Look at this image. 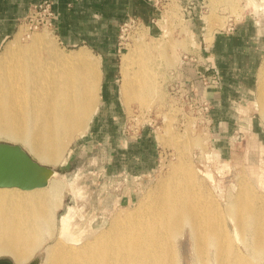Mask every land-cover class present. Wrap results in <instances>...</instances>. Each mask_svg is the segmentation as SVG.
<instances>
[{
    "label": "bare ground",
    "instance_id": "6f19581e",
    "mask_svg": "<svg viewBox=\"0 0 264 264\" xmlns=\"http://www.w3.org/2000/svg\"><path fill=\"white\" fill-rule=\"evenodd\" d=\"M213 26L207 32L208 41ZM21 29L0 52V135L23 141L40 161L57 163L68 144L86 133L97 111L100 71L84 51L64 53L44 32L33 36L30 48L24 47ZM139 33L132 50L121 56L124 102L143 100L159 91L148 66L155 58L153 51L165 62L175 59L168 46L154 50L156 46L148 45L144 33ZM178 33L181 40L175 45L183 46L191 32L182 25ZM134 60L138 69L129 74L127 68ZM257 104L264 116V84ZM190 139L199 143L197 138ZM209 171H203L207 178L212 175ZM62 180L57 172L44 187H0V255L8 254L15 264H22L54 236L56 212L66 185ZM195 186L197 177L191 169L179 165L133 209L116 210L108 226L90 238L67 230L56 236L54 244L44 247L45 258L39 264H183L180 240L185 235L195 255L189 264H264V174L261 192L253 184H243L238 194L225 195V209L217 198L203 190L197 192Z\"/></svg>",
    "mask_w": 264,
    "mask_h": 264
},
{
    "label": "rangeland",
    "instance_id": "374dc122",
    "mask_svg": "<svg viewBox=\"0 0 264 264\" xmlns=\"http://www.w3.org/2000/svg\"><path fill=\"white\" fill-rule=\"evenodd\" d=\"M152 2L155 12L150 20L137 19L138 21L127 22L124 35L126 48L116 55L120 90L123 77L121 56L124 52L129 53L132 50L139 32L144 33L142 38H145L144 41L148 45L156 46L153 47L154 50L168 46V51L175 57L172 63L165 62L160 53L153 51L155 58L148 63V66L153 72L159 91L146 95L143 100L132 98L124 102L121 97V102L118 103L122 108L121 123L124 122L122 132L125 137L132 140L139 131L146 128L156 137L160 155L155 170L147 178L125 177L118 173L105 172L106 164L112 157V153L107 149L110 135L104 131H92L90 127L92 119L86 133L68 144L61 160L57 163L40 161L28 151L23 141L0 135V142L17 143L38 162L55 168L61 174V180L65 177L63 179L65 181L62 180L64 185L65 183L68 185L63 188L62 203L56 212L54 236L46 240L31 259L38 256L40 262L43 261L44 247L54 244L56 236H61L66 230L72 234L79 233L74 236L85 233L81 236L90 238L100 228L108 226L116 210L133 209L141 197L160 187L172 169L179 165L189 167L197 177L195 190L209 192L219 200L222 208L228 196L238 194L243 184H253L257 190H263L260 180L264 174V116L257 104V96L260 86L264 84V53L257 62L248 93L240 97H232L217 118L210 112L211 104L207 113L201 109L203 104L199 101V96L196 102L198 109H189L184 105V101L175 98L174 96L177 95L170 92V85L180 79L183 85L189 88L193 84L192 89L199 92V84L203 85V83L199 81L195 71L198 69L202 71V66L209 63L203 47L209 44L215 35L235 33L243 25L250 24L255 33L264 38V14H262L264 0H248V2L247 0H152ZM172 8H177V12ZM25 18L17 23L15 29V31L19 28L23 29H21L20 42L24 47L30 48L33 36L38 32H44L58 50L64 53L81 50L90 60L95 61L97 70L100 71L99 107L103 57L89 46L64 45L55 35L53 25L50 28L44 26L33 28L29 27L28 19ZM207 20L215 26L210 41L206 38L211 25ZM123 22L118 26L117 38ZM182 25L191 32V36L187 43L179 46L175 45V42L181 40L178 31ZM15 31L3 45L13 37ZM3 45L0 47V52ZM39 56L38 54L37 57ZM127 69L129 74H133L138 69V62L134 60ZM101 110L102 106L98 109V115ZM111 128L115 130L114 127H109ZM190 138L199 139V143L193 144L194 141ZM202 170L204 172L210 170L207 173L212 174L211 177L204 176ZM224 209L223 216L226 217ZM226 221L228 230L233 235L232 223L228 217ZM83 228L87 229L83 230ZM180 243L183 264H189L188 261L195 255L188 235L183 236ZM1 257H9V255L1 254ZM31 259L22 264H27Z\"/></svg>",
    "mask_w": 264,
    "mask_h": 264
},
{
    "label": "crops",
    "instance_id": "0c3cea01",
    "mask_svg": "<svg viewBox=\"0 0 264 264\" xmlns=\"http://www.w3.org/2000/svg\"><path fill=\"white\" fill-rule=\"evenodd\" d=\"M39 1L42 0H0V47ZM50 1L54 12L53 30L61 43L89 46L103 57L99 95L102 110L98 115V107L90 127L92 131H104L110 135L107 149L112 157L105 172L147 178L158 164V144L148 128L139 131L132 140L122 132L124 122L121 123L123 115L119 106L121 90L116 55L118 26L129 18L150 20L155 12L152 0ZM203 52L207 54V64L211 67L208 71L210 83L206 86L199 84V92L195 91L199 98L202 96L209 101V107L212 105L210 112L217 118L232 97L246 95L250 90L257 62L264 53V38L246 24L235 33L215 35L209 44L204 45Z\"/></svg>",
    "mask_w": 264,
    "mask_h": 264
},
{
    "label": "water",
    "instance_id": "95a60500",
    "mask_svg": "<svg viewBox=\"0 0 264 264\" xmlns=\"http://www.w3.org/2000/svg\"><path fill=\"white\" fill-rule=\"evenodd\" d=\"M58 171L35 160L21 145L0 142V187L29 190L44 187ZM36 256L27 264H39ZM0 264H15L10 257H1Z\"/></svg>",
    "mask_w": 264,
    "mask_h": 264
},
{
    "label": "built area",
    "instance_id": "2783aa9c",
    "mask_svg": "<svg viewBox=\"0 0 264 264\" xmlns=\"http://www.w3.org/2000/svg\"><path fill=\"white\" fill-rule=\"evenodd\" d=\"M28 19L29 27L37 28L40 26L44 27H52L53 21H54V12L52 9V2L50 0H42L38 3L34 4L30 10L28 11V14L25 18ZM136 18H129L127 21L123 22V24L120 26V34H118L117 38V53L119 54L122 49L126 48L125 40V29L127 27L128 21H135ZM138 21V20H137ZM211 67L209 64L202 66V71L199 69L195 71V74L198 76L199 81H202L203 85H208L210 83V76L206 74V72L210 71ZM203 72V73H202ZM171 87V93H173L175 98H179L180 100L184 101V105H187L189 109H194L196 107V102H198V95L195 90L192 89L193 84H191V87H186L182 84V81L179 79V81L174 82ZM192 92V93H191ZM199 101L203 106L201 109L207 113L209 110V103L203 99L201 96L199 98Z\"/></svg>",
    "mask_w": 264,
    "mask_h": 264
}]
</instances>
